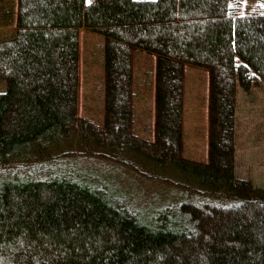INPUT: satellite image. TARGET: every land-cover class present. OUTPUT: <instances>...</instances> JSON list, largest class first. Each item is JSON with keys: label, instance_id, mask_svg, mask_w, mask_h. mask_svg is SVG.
I'll list each match as a JSON object with an SVG mask.
<instances>
[{"label": "trees", "instance_id": "trees-1", "mask_svg": "<svg viewBox=\"0 0 264 264\" xmlns=\"http://www.w3.org/2000/svg\"><path fill=\"white\" fill-rule=\"evenodd\" d=\"M3 22L0 166L73 145L189 195L144 216L71 171L2 177L0 264H264V186L235 157L238 88L264 81L262 0H0ZM81 28L104 37L102 124L78 114ZM139 51L156 56L153 139L133 130ZM186 65L209 73L208 161L183 153Z\"/></svg>", "mask_w": 264, "mask_h": 264}, {"label": "rangeland", "instance_id": "rangeland-1", "mask_svg": "<svg viewBox=\"0 0 264 264\" xmlns=\"http://www.w3.org/2000/svg\"><path fill=\"white\" fill-rule=\"evenodd\" d=\"M264 2V0H262ZM14 23H0V37L14 33ZM104 37L86 28L80 29V87L78 114L102 124L104 66L102 64V44ZM155 56L137 52L135 56V79L133 94V130L135 134L152 138L147 131L153 122L150 80L152 78ZM208 71L199 66L187 65V88L190 93L185 118L184 149L186 157L206 158V127L208 116ZM6 83L0 80V91ZM147 89L144 91V89ZM192 121H191V120ZM236 174L249 177L255 184L264 186V81L253 87L249 93L238 88L236 118ZM69 145L64 152H55L57 157L31 160L30 164L0 166L2 177L51 176L71 171L80 178L107 185L120 192L127 201L144 216L155 214L165 206L180 203L184 195H189L184 186L157 182L144 177L124 164L99 156L78 155ZM63 154V155H61ZM195 158V159H197ZM43 159V160H40ZM178 206V205H177ZM176 207V206H175Z\"/></svg>", "mask_w": 264, "mask_h": 264}, {"label": "crops", "instance_id": "crops-1", "mask_svg": "<svg viewBox=\"0 0 264 264\" xmlns=\"http://www.w3.org/2000/svg\"><path fill=\"white\" fill-rule=\"evenodd\" d=\"M154 55V54H152ZM155 56V55H154ZM155 58V61H154V65H153V70H152V73H154L152 75V78L150 80V89L149 91H151V98H152V112H153V122L151 124V126L147 129V131H150L152 132V139L154 138V125H155V97H156V93H155V71H156V56L154 57ZM104 74V73H103ZM134 74H135V71H134ZM208 80H209V77H208ZM136 84V79L134 81V86ZM134 86H133V90H134ZM208 86H209V81H208ZM147 90L146 88L144 89V91ZM209 90V88H208ZM190 97V93L188 92V88H187V65H186V73H185V86H184V112H183V137H184V126H185V118L188 116V118L192 115H196V112L194 111V108L193 107H190L189 104L187 106V99H189ZM209 94H208V104L207 106H205V111L204 113L207 112V116H208V113H209ZM193 110L192 113L189 115V110ZM191 120V119H190ZM192 121V120H191ZM208 134H209V128H208V121H207V127H206V141H207V150H206V158L204 159H199L197 157H193V156H189V158H192V159H195L197 158V160H200V161H208V141H209V138H208ZM185 142V140H184ZM184 155L186 156L185 154V151H183Z\"/></svg>", "mask_w": 264, "mask_h": 264}]
</instances>
